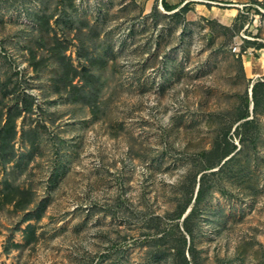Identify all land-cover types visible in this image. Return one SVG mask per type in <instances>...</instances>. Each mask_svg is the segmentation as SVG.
<instances>
[{
  "label": "rangeland",
  "instance_id": "obj_1",
  "mask_svg": "<svg viewBox=\"0 0 264 264\" xmlns=\"http://www.w3.org/2000/svg\"><path fill=\"white\" fill-rule=\"evenodd\" d=\"M166 2L0 0V264H264V0Z\"/></svg>",
  "mask_w": 264,
  "mask_h": 264
},
{
  "label": "trees",
  "instance_id": "obj_2",
  "mask_svg": "<svg viewBox=\"0 0 264 264\" xmlns=\"http://www.w3.org/2000/svg\"><path fill=\"white\" fill-rule=\"evenodd\" d=\"M163 6L167 11H172L175 10L176 8H173L172 6H170L166 0H163ZM186 10H188V6L185 5V7L183 8V11L185 12ZM245 49H243L244 51ZM264 86V83H258L254 86L253 88V100H254V111H256L259 106H260V99H261V93H260V87ZM26 102H28L26 99H23V104H25ZM26 110L30 109L29 107H26V105L24 106ZM21 108L19 107L18 103L17 106H15L14 109H10L8 111V117L7 119H5V121L0 122V158L5 160V161H9L10 159H12L14 157L13 154V146H12V142L13 140L16 138L17 135V130H16V118L18 116H21L22 111L20 110ZM249 117L248 112L244 115L241 116V119H247ZM252 124V122L247 121L245 123V126ZM229 145V144H228ZM231 154L230 150L225 149L224 153H223V157H227ZM205 189V178L204 176L200 179L199 181V190L197 193V200L199 201L200 198L203 195ZM19 190H14L12 192L11 195L12 198L8 201L9 203H13L15 201V195L16 193H18ZM26 202V201H24ZM23 201H18L16 202V207L17 208H21L23 209L25 207V205ZM30 201L26 202L25 204H28ZM192 219V214L189 215L186 220L184 221V229L185 232L192 237V229L189 226L190 224V220ZM32 230V225H28L26 232L28 233L27 236V242L31 243L34 239L35 236H33V233L31 232ZM31 233V234H30ZM182 244L178 247L177 249V253H176V260L178 259L180 263L182 264H190V261H188L186 255H185V250H186V239L182 237L181 239Z\"/></svg>",
  "mask_w": 264,
  "mask_h": 264
},
{
  "label": "water",
  "instance_id": "obj_3",
  "mask_svg": "<svg viewBox=\"0 0 264 264\" xmlns=\"http://www.w3.org/2000/svg\"><path fill=\"white\" fill-rule=\"evenodd\" d=\"M198 190H199V187L197 188V192H198ZM190 211H192V209H189V210H188V212L185 214V216H184L183 219H185V218L189 215Z\"/></svg>",
  "mask_w": 264,
  "mask_h": 264
}]
</instances>
